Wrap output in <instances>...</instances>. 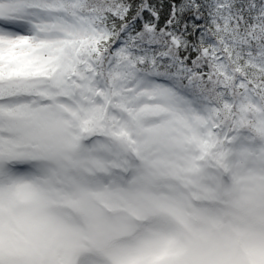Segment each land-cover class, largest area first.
<instances>
[{
	"label": "snow or ice",
	"instance_id": "obj_1",
	"mask_svg": "<svg viewBox=\"0 0 264 264\" xmlns=\"http://www.w3.org/2000/svg\"><path fill=\"white\" fill-rule=\"evenodd\" d=\"M0 264H264V0H0Z\"/></svg>",
	"mask_w": 264,
	"mask_h": 264
}]
</instances>
